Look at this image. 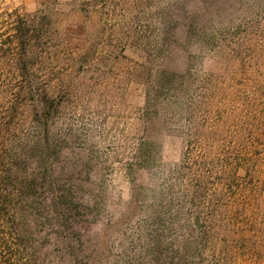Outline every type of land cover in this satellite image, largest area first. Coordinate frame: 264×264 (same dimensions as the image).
Listing matches in <instances>:
<instances>
[{
  "label": "rangeland",
  "instance_id": "rangeland-1",
  "mask_svg": "<svg viewBox=\"0 0 264 264\" xmlns=\"http://www.w3.org/2000/svg\"><path fill=\"white\" fill-rule=\"evenodd\" d=\"M36 13L30 259L264 264V0H0V46Z\"/></svg>",
  "mask_w": 264,
  "mask_h": 264
},
{
  "label": "trees",
  "instance_id": "trees-1",
  "mask_svg": "<svg viewBox=\"0 0 264 264\" xmlns=\"http://www.w3.org/2000/svg\"><path fill=\"white\" fill-rule=\"evenodd\" d=\"M97 2H86L83 6L94 5ZM84 10L88 11L83 8L82 11ZM16 26L21 47L14 41L9 47L0 46V264H35V261L30 259L31 235L28 234L31 231L27 226L29 222L37 221L39 215L34 213L32 207L35 200L34 180L29 166L24 162H28L31 158L28 155L29 146L24 144L22 138L16 139L11 135L16 130L14 126L20 125L24 119L21 113L24 109L18 100L24 96V93L26 94V85L20 84L21 81L17 77L26 79L34 72L37 59L34 42H42L50 37L48 34L52 21L46 14L36 13L32 18L18 14ZM38 31H44V34H39ZM34 33H37L35 38L32 35ZM161 50L166 60L172 59L174 47L167 44L163 45ZM165 75L169 88L177 84L170 73L165 72ZM10 95L13 96L12 102L7 101V96ZM227 166L223 167L225 173H228L234 165L227 164ZM235 175L234 172L227 177L229 182L235 178ZM210 229L211 232L214 231L212 223L204 227L205 233L210 232ZM197 258L202 264H212L207 260L209 257L206 248L199 251Z\"/></svg>",
  "mask_w": 264,
  "mask_h": 264
}]
</instances>
